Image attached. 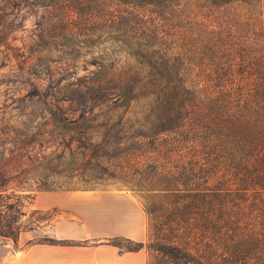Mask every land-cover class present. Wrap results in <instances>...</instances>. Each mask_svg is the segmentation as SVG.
Segmentation results:
<instances>
[{"label":"trees","instance_id":"trees-1","mask_svg":"<svg viewBox=\"0 0 264 264\" xmlns=\"http://www.w3.org/2000/svg\"><path fill=\"white\" fill-rule=\"evenodd\" d=\"M172 1L171 16L147 24L126 11V39L144 42L117 51L125 65L93 63L105 69L102 84L80 102L96 110L37 114L56 126L62 149L25 156L19 174L31 169L40 187L55 174L61 180L49 183L62 190L111 181L133 192L147 218L145 243L106 242L144 248L146 264H264V0ZM161 18L171 32L158 28ZM20 144L0 142V187L11 178L13 155H4ZM0 207V235L15 240L13 204Z\"/></svg>","mask_w":264,"mask_h":264},{"label":"rangeland","instance_id":"rangeland-1","mask_svg":"<svg viewBox=\"0 0 264 264\" xmlns=\"http://www.w3.org/2000/svg\"><path fill=\"white\" fill-rule=\"evenodd\" d=\"M151 1L155 5L144 3L146 0H0V142H26L12 154L4 155L13 156L8 162L12 166L8 171L11 178L0 187V204H13L10 217L16 216L12 224L18 229L15 240L0 235V264H21L22 252L28 245L52 238L48 229L56 211L36 209L35 195L41 191H68L49 183L61 180L55 174L46 178L47 187L35 184V172L29 168L19 174L25 156L30 160L39 155L54 157L62 149L56 126L37 114L61 112L70 117L79 111L96 110L91 104L80 102L84 91H93L102 84L105 69L93 63L117 60L116 64L125 65L129 58L118 52L130 43L144 42L126 39V11L141 19L144 15L145 24L154 14L171 16L174 1ZM111 14L116 17L113 24L105 21ZM92 16L98 21H90ZM138 21L136 25L140 27ZM67 22L73 28L71 36L64 34ZM160 22V30L172 31L170 22L163 18ZM89 32L96 35L83 36ZM156 44L168 47L171 40L161 39ZM141 105L135 104L134 110ZM29 112L32 116L22 115ZM94 188L128 191L139 202L133 192L111 181ZM17 209L22 214H16ZM120 245L132 247L126 242ZM145 254L147 259V251Z\"/></svg>","mask_w":264,"mask_h":264},{"label":"crops","instance_id":"crops-1","mask_svg":"<svg viewBox=\"0 0 264 264\" xmlns=\"http://www.w3.org/2000/svg\"><path fill=\"white\" fill-rule=\"evenodd\" d=\"M33 205L55 209L48 233L61 242L28 245L21 264H146L143 248L124 251L106 242L109 238L141 243L147 239L145 213L128 191H41Z\"/></svg>","mask_w":264,"mask_h":264}]
</instances>
